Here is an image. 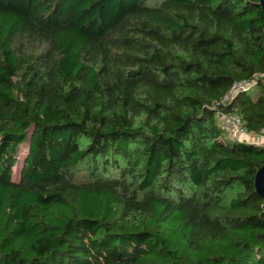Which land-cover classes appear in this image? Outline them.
I'll return each instance as SVG.
<instances>
[{
  "label": "trees",
  "instance_id": "obj_1",
  "mask_svg": "<svg viewBox=\"0 0 264 264\" xmlns=\"http://www.w3.org/2000/svg\"><path fill=\"white\" fill-rule=\"evenodd\" d=\"M219 111L264 129L259 0H0V264H264Z\"/></svg>",
  "mask_w": 264,
  "mask_h": 264
},
{
  "label": "built area",
  "instance_id": "obj_2",
  "mask_svg": "<svg viewBox=\"0 0 264 264\" xmlns=\"http://www.w3.org/2000/svg\"><path fill=\"white\" fill-rule=\"evenodd\" d=\"M239 86H240L239 83L233 84V86L230 89V92H228L226 95L222 97L221 102L226 103L230 98L231 94ZM216 118L220 130L223 133H225L228 138H236L239 140L254 141V142L260 141L264 143V129L260 130L259 134H252L251 132H248L244 128L242 121L237 114L231 112L219 111L216 113Z\"/></svg>",
  "mask_w": 264,
  "mask_h": 264
},
{
  "label": "water",
  "instance_id": "obj_3",
  "mask_svg": "<svg viewBox=\"0 0 264 264\" xmlns=\"http://www.w3.org/2000/svg\"><path fill=\"white\" fill-rule=\"evenodd\" d=\"M259 4L261 5L264 11V0H259ZM264 162L260 165V167L256 170L254 175V191L260 197L264 198Z\"/></svg>",
  "mask_w": 264,
  "mask_h": 264
},
{
  "label": "rangeland",
  "instance_id": "obj_4",
  "mask_svg": "<svg viewBox=\"0 0 264 264\" xmlns=\"http://www.w3.org/2000/svg\"><path fill=\"white\" fill-rule=\"evenodd\" d=\"M257 143H262V142H260V141H256Z\"/></svg>",
  "mask_w": 264,
  "mask_h": 264
}]
</instances>
